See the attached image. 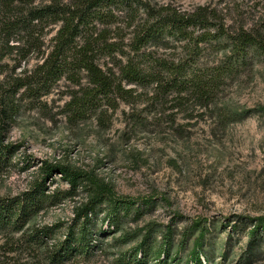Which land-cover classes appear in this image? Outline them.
<instances>
[{
	"label": "rangeland",
	"instance_id": "obj_1",
	"mask_svg": "<svg viewBox=\"0 0 264 264\" xmlns=\"http://www.w3.org/2000/svg\"><path fill=\"white\" fill-rule=\"evenodd\" d=\"M134 1L141 6L138 13L129 17L123 11V18L110 26L120 27L115 35L125 36L124 43L132 28L127 19L146 18L144 9L155 14L163 6L177 10L209 6L230 28L255 27L264 35V0ZM182 45L173 40L149 49L160 58L178 60L189 56ZM2 47L0 82L21 75L38 60L33 54L18 62ZM225 54L222 48L203 49L193 69L210 68ZM72 89L61 79L37 99L17 92L13 119L0 123V140L15 147L0 162V197L19 196L44 182L45 193L57 200L39 212L32 224L57 225L50 241L64 239L89 190L73 189L58 173L42 180L41 167L60 163L93 174L111 185L117 196L134 201L116 231L101 222L103 213L95 219L96 228L102 224L99 234L107 246L113 244L111 237L132 235L119 252L138 243L146 230L155 242L171 231L174 245L187 238V249L179 253L185 260L193 238L205 228L204 250L210 260L202 258L203 264H264V228L254 237L248 234L254 219L264 217V56L256 55L223 78L208 102L175 92L152 96L150 87H137L135 98H116L114 107L105 112L98 109L73 119L65 105ZM110 252L96 253L93 262L111 264Z\"/></svg>",
	"mask_w": 264,
	"mask_h": 264
},
{
	"label": "trees",
	"instance_id": "obj_2",
	"mask_svg": "<svg viewBox=\"0 0 264 264\" xmlns=\"http://www.w3.org/2000/svg\"><path fill=\"white\" fill-rule=\"evenodd\" d=\"M140 7L134 0H0V45L5 54L15 55L18 62L33 54L38 59L31 69L0 82V123L13 119L17 92L37 99L61 79L74 87L65 104L73 119L98 109L105 112L114 107L116 98L133 99L137 87H150L152 96L175 92L208 102L223 78L256 55L264 56L261 29L230 28L209 6L190 10L163 6L155 14L144 9L146 18L127 19L126 25L132 28L124 43L125 36L115 35L121 32L120 27L112 30L110 26L123 18V11L130 17ZM173 40L189 49L188 57L167 60L149 49ZM207 48L226 50L225 58L210 68L193 69L195 57ZM14 148L0 140V162ZM40 171L42 180L58 173L73 189H88V200L76 208L64 239L51 242L57 225L32 224L39 212L57 200L45 193L44 182L19 196L0 197V264H95V254H109V249L114 255L111 264H149V260H155L153 264H203L202 258L210 260L204 250L205 228L193 238L185 260L179 253L184 251L187 238L174 245L171 231L155 242L150 229L146 230L138 243L119 252L132 237L121 233L119 239L111 237L113 244L107 246L99 234L103 233L102 224L96 228L98 213L104 214L101 222H106L107 230L116 231L122 214L133 208L134 201L117 196L111 185L93 174L67 165L45 164ZM263 228L264 217H258L248 234L254 237Z\"/></svg>",
	"mask_w": 264,
	"mask_h": 264
}]
</instances>
